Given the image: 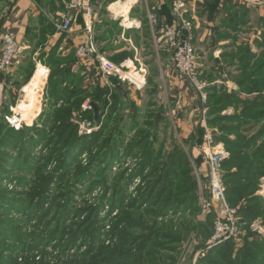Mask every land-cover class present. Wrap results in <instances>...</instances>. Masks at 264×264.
<instances>
[{"label":"trees","instance_id":"obj_1","mask_svg":"<svg viewBox=\"0 0 264 264\" xmlns=\"http://www.w3.org/2000/svg\"><path fill=\"white\" fill-rule=\"evenodd\" d=\"M58 2L59 7L56 2L48 4L52 13L56 8L63 9L62 1ZM169 3L167 0L168 15L171 13ZM39 4L41 5V1ZM161 16H165L163 18L170 23V16L167 17L164 13ZM244 21L242 18L233 19L231 28L237 31L238 26L244 25ZM113 27L116 31V26ZM2 32L0 31V37ZM55 32V25L45 16L42 15L38 20L31 18L27 41L33 44L35 52L44 48ZM261 36L263 40L259 46L264 45V33ZM105 39L106 34H102L97 41L101 43ZM96 45L99 48L97 43ZM104 49H100L103 55ZM151 54L153 65L154 51ZM127 55L129 54L120 53L113 57L105 56L115 64H120ZM222 57L228 67L237 63L238 75L229 74L232 82L239 87L238 91L228 93L224 87H205L204 104L201 94L192 88L199 95L201 109H206L207 128L217 125L215 141L223 143L230 154V158L223 163L224 180L228 203L233 208L240 206L238 215L248 233L242 238L241 244L227 241L207 250L204 257L197 258L199 253L208 248L214 227V215L208 217L206 224L195 223L201 212L193 163L200 165L202 160L199 158L192 162L191 152H186L177 143L173 145L171 152L165 150L166 137L161 138L157 131L158 123L163 120L164 115L166 117L165 107L158 106L155 102L152 106L159 110L144 113L145 121L141 118L142 110L129 100L128 92L119 81L112 79L111 87L97 86L90 89L86 86L85 79L92 78L94 72H88L84 76L80 67L74 70L81 61L77 57L76 61L73 53L62 56L58 44L38 57L50 69V75L45 91V105L33 126L23 125L20 129L9 126L6 117L13 115L10 108L16 106V97L12 95L10 103L3 106L0 113V264H177L183 241L191 234L196 235L195 245L186 264H264V235H253L250 231V226L258 219L262 220L264 226V199L256 195L260 189V177H239L230 171L235 163L241 169L246 162L242 161L241 155L247 156L248 149L254 146L246 142L247 138L240 131L264 124V50L256 54L246 45L237 51L223 52ZM33 58L29 57L25 66L19 70L25 80L23 84H18V91L28 84L36 69ZM84 71L83 66L82 72ZM197 73L200 74L199 70ZM148 81L151 85L150 77ZM201 81H204L203 76ZM6 82L9 83V80L5 81L7 86ZM242 95L248 98L242 99ZM88 99L94 108L83 113V117L92 122H100L102 119L103 124L94 135L80 137L71 119L74 112L82 110L83 103ZM95 107L99 110L98 120ZM128 107L130 111L126 115ZM240 107L243 111L237 117L222 115L229 108ZM152 118L155 120L152 121ZM235 120L237 126H234ZM167 125L169 128L168 119ZM123 126L138 131L137 136L125 147L123 157L141 155V165L129 177V181L140 176L144 187L138 199L131 200L127 206L121 205L118 222L110 231L116 238V244L105 246L100 240L103 236L102 227L96 223L99 221L98 210L76 209L74 197L79 183L87 178L91 180L95 172H99L105 181L114 162L121 161L123 157L119 156V148L124 147L121 129L126 128ZM147 127H154L149 129L153 133L144 129ZM231 134L238 135L241 144H234L229 138ZM263 134L264 125L256 137ZM204 135L205 128L200 124L184 144L190 148L201 145ZM171 138L172 141H177L174 134H171ZM158 143L159 149L155 146ZM38 147L40 155L36 157L34 151ZM85 154L88 157L87 165H83L80 160ZM251 157L255 161L264 160V143ZM240 160L242 162L238 164ZM52 164H55L54 168L49 169ZM17 165L20 169L22 166L27 168L31 177L29 181L25 178L19 181L8 178L7 168H15ZM6 178L9 182H16L19 187H27L28 192H8L3 184ZM120 184L113 186L119 188ZM122 201L123 199L121 203ZM144 206L146 209L142 211ZM100 209L101 206L99 211ZM170 211L174 215L184 214L181 218L183 222L177 229L172 223L162 226L158 223L157 219L167 216ZM13 213L21 215L23 219L16 220ZM85 213L87 215L80 220ZM80 239L83 240V246L88 245L85 252L72 256V259L66 258L68 250L75 247ZM51 246L58 252L56 258L48 256L50 253L47 249ZM36 251H40L42 255L39 261L33 256Z\"/></svg>","mask_w":264,"mask_h":264},{"label":"crops","instance_id":"obj_2","mask_svg":"<svg viewBox=\"0 0 264 264\" xmlns=\"http://www.w3.org/2000/svg\"><path fill=\"white\" fill-rule=\"evenodd\" d=\"M40 1L41 5H38L33 0H18L14 3L11 2V0H0V21L3 20L0 24V31H8L13 34L16 37L23 52V56L21 53L19 59L13 66L14 70L15 67H17L19 72L22 66H25V61L29 57L33 56L34 61H36V55L38 57L44 51L48 53L58 44L59 53L62 56H67L70 53H73L76 58L77 48L80 45L88 42L90 37H93L95 43L98 44L100 49L105 48L104 55L107 57H113L120 53H127L129 55H127L128 57L124 61H134L135 64V62L140 61L138 57L142 56V53H145L152 58L151 51H154L155 59H159L160 64L163 63L166 69H170V57L165 52V54H163L164 59L162 58V44L159 42V38L162 36L161 32L163 27L165 24L169 23L165 18H163L165 16H161V13H164L167 17L170 16L172 21V0H169V4H171V13L169 15L166 14L167 11H169L166 6L167 0H93V18L91 21L93 33L91 35L88 26L86 25L87 20L84 14H69L67 6L70 0H39V3ZM58 1H62L64 7L62 10H58V8H56L55 12L52 13L48 7V4L51 2H56V6L58 7ZM189 3L190 14H188L186 18L191 22V18H193L192 12H194L195 9H198V19L200 18L201 21L206 20L205 23H208L206 32L211 29L212 34L214 35V50L213 55H211L210 58L211 60H215V62L213 65H208L207 62L202 61V67L199 66L200 68H203L201 69V72H204L206 69L210 70L208 71L210 76L208 75V81L206 80L208 83L206 87L214 85L217 87H224L228 93L238 91L239 87L232 82L230 77V74L238 75L236 70L237 63L233 64L231 67H228V64L222 57V54L223 52L229 53L231 51H237V49L246 45L250 46L252 52L256 54H260V52L264 50L263 44H260L259 46V43H262L263 40L261 33H264V26H262L264 25V22L262 21V19H264V7L245 6L240 0H189ZM206 6L208 9L207 15L209 21L203 14ZM45 10L48 11V13H46ZM42 15L55 25L56 32L49 38L48 44H46L44 48H39L34 52L33 44L27 41V29L31 18L38 20ZM66 15H71L73 19V28L69 33L61 32L55 24L56 20L61 21L62 17ZM158 15L160 17L159 19ZM151 17L156 18L154 24L151 22ZM238 18L245 19L244 25L238 26L237 31H234L231 28V24L233 19ZM113 26H116V31L113 30ZM102 34H106V39L103 40V42L98 43L97 39ZM225 34L227 35L224 38L223 36ZM244 34H247L248 36L243 37L242 35ZM195 42L196 37L195 41H193L194 45ZM158 46L160 47L159 53H157L156 49ZM76 61H78L77 58ZM80 64H76L74 70H78V67H80L82 69L80 71L82 74L84 65L82 62H80ZM151 64L152 61L149 62V65ZM14 70H9L7 73L2 75V80L4 81V84L1 87V92L3 94L1 98L2 100H6V93H8V95L12 93V96L15 97V93L21 91H18L17 87L13 86V82H15L17 79L15 75L16 72ZM146 71L147 70H145L147 80ZM175 71L170 69L166 72L167 74L165 76L169 83L168 89L170 95L173 98L179 97L178 101H180V104L183 102L184 107L186 105L191 106L189 109L190 120L188 122L190 127H187L186 123L184 122L185 135H183V137L187 139L195 132L200 124L203 125V119L201 118V102L199 95L192 88V86L186 80H184L177 73V71ZM6 80H9V83L6 82L7 86L5 84ZM102 85L105 87L103 81ZM26 86L27 85L23 87L25 88ZM86 86L90 87V84H87ZM241 98L247 99L248 97L242 95ZM196 100H198V102ZM2 102H4L3 106L7 105L5 101ZM18 103L19 100L16 98L17 106H12L10 108L12 112L15 110V107H18ZM44 105L45 95L42 109L44 108ZM242 111L243 109L241 107L237 109L229 108L228 110L224 111L222 115L226 117H234V115H236L235 117H237ZM263 125V123H260V125L257 127H253L251 129L248 128L247 130L242 129L240 131L241 134L247 138L246 142L251 143V145L254 144V146H251L248 149L247 156L241 155L242 161H246L242 164L241 169L239 170V166L235 163L230 171L232 174L238 175L239 177H260V189L256 195L264 199V160L258 159L255 161V159L251 157L252 153L264 143V134L256 137ZM234 126H237L236 120L234 122ZM229 138L234 144H241L238 135L231 134ZM221 144L224 146L223 143ZM223 148L226 150L225 146ZM193 151L196 157L199 156V149H194ZM242 161L240 160L237 163L241 164L239 162ZM239 208L240 206H238V209ZM261 229V233L264 235V226H262ZM241 241L242 239L238 240L237 244H241Z\"/></svg>","mask_w":264,"mask_h":264},{"label":"rangeland","instance_id":"obj_3","mask_svg":"<svg viewBox=\"0 0 264 264\" xmlns=\"http://www.w3.org/2000/svg\"><path fill=\"white\" fill-rule=\"evenodd\" d=\"M17 1L18 0H11V2H13V3L17 2ZM188 2H189V0H188ZM36 3L39 5L38 0L36 1ZM59 5H60V3H59ZM46 13H48V11H46ZM193 13H194L195 17L193 15ZM207 13H208V9L206 6L203 14L206 16L205 18L209 21ZM189 14H190V11H189ZM192 16H193V18H191V17L190 18L192 19L191 22H193L192 23V25L194 27L193 31H195V32H193V37H194V41H195V37H196V42H195L196 53H197V56L199 57L198 70H199L200 74H198V77H199V79L201 77V80H202V76H203L204 81H202V82L204 83V85H207L208 83L206 82V80L208 81V77L210 76L208 71H210V70L206 69L204 72L203 71L201 72V69H203V68H200L199 66L202 67V64H201L202 61L207 62L208 65H213L215 62V60H211V58H210V56L213 55V50H214V44H215L214 40H213L214 35L212 34L211 29H209V31L206 32L207 25H208V23H205L206 20L201 21L200 18L198 19V9H195L194 12H192ZM155 21H156V18H155ZM153 24H154V22H153ZM196 25H197V27H196ZM196 31H197V33H196ZM205 33H206V35H205ZM2 35H3V32H2ZM242 36L247 37L248 35L244 34ZM1 48H2V41H1V37H0V51H1ZM156 49H157V53H159L160 47L158 46V47H156ZM98 50L100 51L99 48H98ZM161 51H162V58L164 59L163 54H165V48H161ZM141 55L142 56L138 57L140 61H137L134 64L138 70L137 72L136 71L134 72V74L136 75L134 77L141 81L142 78L139 76L138 72H140L141 69H145V70H147L146 71L147 72V80H146V74H144L145 80H144L143 87L138 88L137 86H135L133 84L126 83V84H123L124 85L123 89L128 92L129 100L131 102L133 101V103H135L142 110L141 118H143L145 121H146V119H145V117H143L145 115L144 113H147L149 111L155 112V110H157V111L159 110L157 107L152 106V105H154L155 102L158 104V106L165 107L167 109L166 110L167 111L166 117H165V115L162 117L163 120H161L158 123V127H157L158 128L157 131L159 132V135L161 136V138L166 137V143L164 144L166 151L171 152L173 149V145L175 143H177V144L181 145L182 148L186 152H191V154L193 156L192 162H194L195 159H199V158L202 160V163L200 165H195V163H193L194 177H195L197 184H198V194H199L198 206H199L200 212H201L200 215H198L197 218L195 219V223L196 224H201V223L206 224L208 217L210 215L211 216L214 215L213 216V225H214L215 220L217 218V216L215 214L216 211L214 208H209V206L215 207L214 204L212 203V198H211V194L209 191L210 190V188H209V166H208V157H207V151H209V150L207 149V147L204 144H205V139H206L205 136H207V134H211L213 136L212 140L215 143V145L224 147L221 143L218 144V142L215 141V137H214L215 135L214 134L217 131V130H215V129H217L216 128L217 125L215 127H212V128H207V125L205 122L206 121V116H205L206 111L204 109H201L202 110L201 111V118L203 119L202 122H203V126L205 128V135L203 138V142L201 145H198V146L195 145L192 148H190V146L184 144V142L188 139V138L185 139L183 137V135H185L184 134V127H185L184 122L186 123L187 127H190V124L188 122L190 120V117H189L190 110L189 109L191 108V106L186 105L184 107L183 102H181V104H180V101H178L179 97L173 98L170 95V92L168 89L169 83H168V80H167L165 75L167 74L166 72L170 69L175 71V68H174L173 64H171L172 63L171 62V63H169L170 69H166V67L163 65V63L160 64L159 59H157V60L155 59V64L149 65V62L154 61V59L149 57V55H146L145 53H142ZM22 56H23V52H22ZM38 57H37V55L35 57V58H37V60L35 62L36 63V70H37V66L45 65L42 61H39ZM160 59H161V56H160ZM134 65H133V67H134ZM10 70L12 71V70H14V68L11 67ZM36 70L33 73L34 75L36 73ZM14 71L16 72L15 75H16L17 79L15 82H13L14 83L13 86L17 87L18 84L24 83L25 78H24V75H21L20 71L18 73L17 67H15ZM132 72H133V69H132ZM155 72L158 74H156ZM218 72H220V71H218ZM17 73H18V75H17ZM82 74H84V76H86V74L84 72H82ZM34 75H32L31 80H32ZM162 75H164V76H162ZM149 77L152 80L151 85L148 81ZM48 79L49 78L44 80L45 85H43V88L40 91L39 97L37 99V104L39 107H41V112H40L38 117L35 118L34 114H30L29 117H25V112L22 111L21 109H19V106L23 101H25L26 104H29V100L27 99V93L24 92V87H22V89H20L21 90L20 92L15 93V97L17 98V100H19V103H18L19 105H18V107H15V110L13 111V115L8 116V117L11 118L13 116H17V118L21 121L22 126L27 125L29 127H32L33 124L36 122V120L40 117V115L43 111L42 105L44 104L45 88H46ZM100 79L101 78H95L94 74H93L92 78L85 79V80H86L87 84H90V89H93L97 86L103 87L102 81ZM31 80H30V82H31ZM29 83L27 85H29ZM1 90L2 89L0 87V107H2L4 104V102H2V101H5L6 104H9L10 99H11V95H12V93L10 95H8V93H6V100H2L1 98H2L3 94L1 92ZM88 100L90 101V99H88ZM88 100H86L85 102H87ZM196 101L198 102V100H196ZM85 102L83 103V105L85 104ZM16 106H17V104H16ZM3 109H4L3 107L0 108V113L2 112ZM148 109H150V110H148ZM87 111L88 110H85L83 112V110H81L78 112H74L73 117L71 119V122L77 127L78 135L80 137H90V136L94 135L95 133H97L99 131V129L96 130L97 127H99L100 125L103 124L102 119L100 121L101 123L100 122H92L89 119L88 120L85 119L83 117V113H85ZM129 111L130 110L128 107L126 110V115H127V113H129ZM106 115H104L103 117H106ZM167 119L170 122V127H169L170 129L168 128V125H167ZM151 120L154 121L155 118H152ZM6 121H7V117H6ZM145 121H143V122L145 123ZM8 124H9V122H8ZM224 124H228V123L224 122ZM90 125H92L91 128L93 129V131L91 133H89L90 132ZM9 126L12 127L10 124H9ZM126 126H123V127H126ZM144 129H146L150 133H153L149 129H154V127H147ZM121 132H122V137L124 138V147L119 148L120 149L119 150V156L123 157V156H125V147L128 146L130 144V142H132L131 139L134 136H137L136 134L138 133V131L136 129H130L129 127L128 128L126 127L125 129L124 128L121 129ZM171 134L172 135L174 134L176 136L177 141H172ZM155 146L157 147V149L160 148L159 143L155 144ZM39 149H40V147H38L34 151V156L37 157L40 155ZM194 149H199V152H200L199 156L196 157V155L194 154V151H193ZM229 156L230 155L228 154L226 160L229 159ZM80 160H81L83 165H87L88 157L86 154L83 155L80 158ZM141 160H142L141 155H138L136 157H123L121 159V161L114 162V164L111 168V172L106 177L107 179L105 181H104L105 178H102L99 175V172H98V174H96L97 172H95V175H94V177H92L91 180H90V178H87V179L83 180L81 183H79L78 192H77L76 196L74 197V207L78 210H84V209H90V208L98 210L97 217H98L99 221L96 223H98V225L102 227L101 235H103V236H102V238H100V240H101V243H104L105 246H114L116 244V238L110 234V231L113 228V226L116 224V222H118L117 217L121 211V205L127 206L128 204L131 203L130 202L131 200L138 199L141 192H143L144 183L142 182V179L140 176H136V177L132 178V180L129 181V177L132 176L133 173H135L136 170L140 167ZM12 164H13V160L11 161V165ZM54 166H55V164H52L49 169L54 168ZM22 168L20 169L19 166L18 167L15 166V168L9 166L7 168V170L9 171L8 178L13 179L14 181L15 180L19 181V179L25 178V179H27V181H29V179L31 178L30 173H28L26 171L27 168H24L23 166H22ZM222 173H223V177H224L223 168H222ZM122 176H124V177L122 178ZM8 178H6L3 182V184L6 187L8 192H10V193L28 192L27 187H24V186L19 187L18 185H16V182H9ZM127 181H129V182L127 183ZM224 182H225V180H224ZM118 183H121L119 185L120 186L119 188L113 186L114 184L116 185ZM52 193H53V191H52ZM121 199H123L122 203H121ZM116 201H118V202H116ZM115 204H117V206H115ZM204 205L206 206V209H209L205 215H203L204 211H205V209H203ZM100 206H101V209L99 211ZM112 206H114L115 208H113ZM231 208L234 210L238 209V208H233V207H231ZM145 209H146L145 206L141 208L142 211ZM86 215H87L86 213L83 214V216L81 215L80 220L83 219ZM12 216L15 217L16 220H19V219L22 220L23 219V217L21 215H18L16 213H13ZM183 217H184V214L174 215V212L170 211L167 216L160 217L157 220H158V223L160 226L172 223V224H174L175 228L177 229L179 227V225L182 224L183 221L181 218H183ZM203 217H204V219H202ZM237 219L239 220V226H240V230L242 232L240 239H242L248 233L244 227L245 225L241 224V219H240L239 215L237 216ZM75 221H77V219H75ZM261 225H262L261 219L254 221L253 224L250 226L251 234L263 236V234L261 233V231H262ZM121 226L123 227V224H121ZM29 230H31L30 227H29ZM213 234H214V227H213ZM110 236H112V239ZM195 237H196V235L191 234L183 241L182 248H181L182 250L180 252L177 264H186L188 256L193 252V250H192V252L187 256L186 247L189 245L190 246L192 245V248L194 247ZM87 247H88V245L83 246V240L80 239L75 247H71L68 250V254L65 257L72 259V256H79L85 252V249ZM47 250L50 253L48 255V256H50L49 258H52V257L56 258L55 256L58 255L57 250L54 249L53 246L49 247ZM33 256L36 258L37 261H39L42 257L40 251L34 252ZM61 257H64V256H61ZM65 257H64V259H65Z\"/></svg>","mask_w":264,"mask_h":264},{"label":"built area","instance_id":"obj_4","mask_svg":"<svg viewBox=\"0 0 264 264\" xmlns=\"http://www.w3.org/2000/svg\"><path fill=\"white\" fill-rule=\"evenodd\" d=\"M245 6L250 7H264V0H240ZM70 13H82L86 17V25L90 31V35L93 33L91 27V21L93 18V0H70L67 6ZM190 11V3L188 0H172V21L166 24L162 29V36L159 38V42L162 44V48H165V52L169 55L170 60L177 71V73L198 92L201 94L202 101L205 104L206 95L204 89L206 85L198 77V60L199 57L196 53V48L193 43V25L186 16ZM151 22H155V18L151 17ZM55 24L57 28L64 33H69L73 28V19L71 15L62 17L61 21L56 20ZM2 48L0 51V87L3 86L2 75L7 73L11 67L19 59L22 48L20 47L16 37L11 33H5L1 37ZM77 58L85 66V74L88 72H94L95 78H101L105 87H111V80L115 79L122 84H133L138 88L143 87L145 80V70L141 69L139 76L142 78L140 81L131 76L137 68L134 65V61H123L120 64H115L109 60L105 55L101 54L93 39L83 45H80L76 51ZM134 65V67H133ZM47 70V78H49L50 70L44 66ZM37 66V69L38 67ZM133 69V72H132ZM46 78V79H47ZM139 80V81H138ZM91 101L85 102L82 106V110H91ZM206 111V109H204ZM205 113V112H204ZM9 124L15 128H22L21 121L17 116L11 118L7 117ZM90 125V132L93 131ZM101 125L96 130L100 129ZM205 146L207 151L208 166H209V188L212 198V203L216 207L209 206V208L215 209L217 216L214 224V234L209 242V246L205 251L198 254L197 258L202 256L207 250L216 247L227 241L240 240L242 232L239 226L238 209L234 210L229 206L227 200V188L224 182L222 173L223 163L226 160L228 153L222 146H216L213 142V136L207 134L205 136ZM214 145V146H213ZM205 209V215L209 209L203 206ZM208 215V214H207ZM204 219V217L202 218ZM193 244V243H192ZM192 245L186 247L187 256L192 252Z\"/></svg>","mask_w":264,"mask_h":264},{"label":"bare ground","instance_id":"obj_5","mask_svg":"<svg viewBox=\"0 0 264 264\" xmlns=\"http://www.w3.org/2000/svg\"><path fill=\"white\" fill-rule=\"evenodd\" d=\"M131 76H136L134 73ZM47 78V70L39 66L36 70L35 75L33 76L29 85L24 88V92L27 93V99L29 104H26L25 101L20 104L19 109L25 112V117H29L30 114H34L35 118L39 116L41 108L37 104V99L39 93L45 85L44 80Z\"/></svg>","mask_w":264,"mask_h":264},{"label":"water","instance_id":"obj_6","mask_svg":"<svg viewBox=\"0 0 264 264\" xmlns=\"http://www.w3.org/2000/svg\"><path fill=\"white\" fill-rule=\"evenodd\" d=\"M92 108H94V106L92 105ZM95 112H96V119L98 120V115H99V110L97 107H95Z\"/></svg>","mask_w":264,"mask_h":264}]
</instances>
